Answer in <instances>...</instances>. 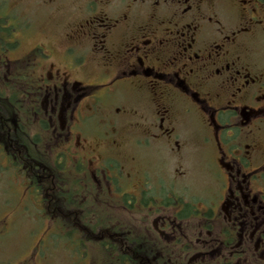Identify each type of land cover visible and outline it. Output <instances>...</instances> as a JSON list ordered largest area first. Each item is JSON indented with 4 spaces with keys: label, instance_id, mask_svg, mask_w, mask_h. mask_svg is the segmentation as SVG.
<instances>
[{
    "label": "flooded vegetation",
    "instance_id": "af4514ba",
    "mask_svg": "<svg viewBox=\"0 0 264 264\" xmlns=\"http://www.w3.org/2000/svg\"><path fill=\"white\" fill-rule=\"evenodd\" d=\"M257 47L264 0H0V246L42 231L14 264L76 236L122 263L263 262Z\"/></svg>",
    "mask_w": 264,
    "mask_h": 264
},
{
    "label": "rangeland",
    "instance_id": "374dc122",
    "mask_svg": "<svg viewBox=\"0 0 264 264\" xmlns=\"http://www.w3.org/2000/svg\"><path fill=\"white\" fill-rule=\"evenodd\" d=\"M15 0H11V3ZM13 10L21 11L19 8H13ZM13 16H18L17 12L12 13ZM31 15V13H28ZM254 57L257 59L258 63L264 60V50L260 47H257ZM10 115V114H9ZM193 164L189 165L190 175L188 177V184L191 186V189L196 193L203 192L210 184L206 180L204 170L202 169L201 164H198L194 161H191ZM187 184V183H186ZM29 224L26 221V226L19 227L18 230L12 231L11 235L7 240H3L0 246V264H14L15 260H22L25 255L29 254L30 249L35 245L36 241L41 238V230L32 229V227L27 226ZM65 235V240L68 238L67 230H62ZM60 234V233H59ZM84 239V238H83ZM88 240V239H86ZM97 242L96 240H94ZM67 243V242H66ZM75 253L71 252V249L68 248L67 244L62 242L57 243L48 253L47 259L44 264H106L108 262L115 263V261L107 259V257L97 258L93 252H96L98 248L93 244L88 243L85 239L81 242L80 237L75 238ZM43 246V245H42ZM152 248V247H151ZM42 249V247H41ZM106 249V248H105ZM146 249V248H143ZM140 249L138 252L145 256L147 254L146 250ZM83 252L86 255H82ZM104 253V256L107 255L106 252L101 250L100 257ZM85 257V258H84ZM261 262L257 259L256 261L247 262V264H260ZM119 264V263H118ZM126 264H136L126 263ZM141 264V263H137ZM233 264H240L233 262Z\"/></svg>",
    "mask_w": 264,
    "mask_h": 264
},
{
    "label": "trees",
    "instance_id": "16d2710c",
    "mask_svg": "<svg viewBox=\"0 0 264 264\" xmlns=\"http://www.w3.org/2000/svg\"><path fill=\"white\" fill-rule=\"evenodd\" d=\"M12 104V103H11ZM22 103H20L19 101H16V99H15V101H14V103L12 104V106H17L18 108H19V105H21ZM82 234V233H81ZM83 254H86L85 252H83ZM122 263V262H121ZM106 264H111L110 262H108V263H106ZM112 264H118V262H115V263H112ZM260 264H264V262L263 263H260Z\"/></svg>",
    "mask_w": 264,
    "mask_h": 264
}]
</instances>
